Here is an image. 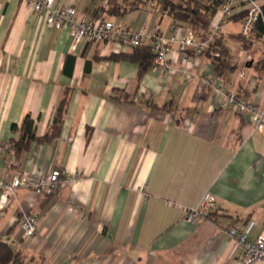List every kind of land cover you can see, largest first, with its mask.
Returning a JSON list of instances; mask_svg holds the SVG:
<instances>
[{
	"label": "crops",
	"instance_id": "obj_1",
	"mask_svg": "<svg viewBox=\"0 0 264 264\" xmlns=\"http://www.w3.org/2000/svg\"><path fill=\"white\" fill-rule=\"evenodd\" d=\"M106 2L56 0L133 31L173 33L168 16L163 23L151 19L152 5L134 9L133 0H115L121 13L112 15ZM178 27L180 35L190 30ZM239 30L234 18L220 36L240 60L234 73L217 77L205 56H193L188 67L197 78L182 82L174 50L170 73L150 70L138 82L136 64L106 59L132 50L76 44L23 0H0V180L35 181L55 168L70 179L51 196L18 189L0 203V239L20 250L25 264H244L226 230L250 225L249 239L264 237V132L221 109L202 81L216 76L226 90L264 102L261 53L248 52L244 62L231 39ZM64 97L57 133L53 118ZM169 103L170 111L153 108ZM27 115L36 137L53 138L29 143L16 157L9 143L19 134L11 127ZM206 193L215 198L209 219L186 222ZM22 212L37 215L32 237L19 229Z\"/></svg>",
	"mask_w": 264,
	"mask_h": 264
},
{
	"label": "built area",
	"instance_id": "obj_2",
	"mask_svg": "<svg viewBox=\"0 0 264 264\" xmlns=\"http://www.w3.org/2000/svg\"><path fill=\"white\" fill-rule=\"evenodd\" d=\"M25 9L34 15L44 17L45 25L49 28L69 31L74 43L89 41L97 45H114L116 48L133 50L136 47H149L154 54L153 71L168 74L172 71L169 56L174 50L179 53L178 75L182 82L193 81L197 76L189 71L191 57L201 56L221 36L224 26L232 19H240L239 36L250 41L256 23L263 18L262 6L264 0H212L211 7L214 12L208 16L209 26L203 32L193 29L181 32L179 27L172 24L173 33L163 36L158 28L140 29L133 31L123 23L104 18L94 19L79 13L72 6H61L56 0H23ZM107 3V2H106ZM213 3V4H212ZM244 62L251 60L248 52H243ZM246 77L244 70L239 72V78ZM205 88L210 89L217 105L221 109H228L240 117L249 119L253 131L264 132V102H252L234 91L226 90L223 83L216 76L203 77ZM70 181L68 174L58 168L47 174H42L32 181L25 175H17L9 182L0 180V203L5 204L10 197L15 196L18 189H26L36 195L51 196L58 189ZM215 207V198L206 193L199 205L188 209L184 220L195 223L198 219H209ZM19 229L24 237H32L38 228V218L34 213L22 212L18 219ZM251 226L243 229L230 227L226 235L234 242L235 250L244 264H256L264 261V237L249 239Z\"/></svg>",
	"mask_w": 264,
	"mask_h": 264
},
{
	"label": "trees",
	"instance_id": "obj_3",
	"mask_svg": "<svg viewBox=\"0 0 264 264\" xmlns=\"http://www.w3.org/2000/svg\"><path fill=\"white\" fill-rule=\"evenodd\" d=\"M168 2L164 5V13H166V16L169 17L172 23L177 25H186L190 29L197 32H203L207 29L209 22L206 19V15L209 11V15H211L215 10L211 7L212 0H208V2H210L209 6L202 3L201 0H189L186 2L188 5L187 7L172 6ZM107 3L110 7L108 14L118 15L121 13V7L115 3V0H107ZM146 4L147 0H133V2H131V6H136L134 9L145 6ZM131 9H133V7H131ZM125 11L126 9L123 10V12ZM262 15L263 18L256 23L252 39L250 41L242 39L239 34L231 36V39L237 41L240 44L241 49L245 52H250V49L254 46V44H264V5L262 6ZM202 55L205 56V58L213 66L217 77H223L227 74L234 73L240 65L238 57L226 46H224L223 37H219L210 48L204 51ZM106 59L114 62L126 61L136 64L138 67L137 81L139 82L147 72L152 70L154 54L151 48L142 46L134 48L130 54H111ZM256 68L259 71L264 70V49L257 62ZM65 108L66 97L60 100L55 109L53 128L57 133L62 125ZM153 108L162 111H170L172 109V104L169 103L162 107L154 106ZM11 130L12 132L19 134V138L17 140L12 139L9 143V150L13 151L14 156L16 157L27 148L29 143L42 142L53 138L51 136L48 137L47 135L43 138L36 137L34 121L29 115L25 117L20 127L13 125ZM0 264H25V259L22 256L21 251L11 244L10 241L0 239Z\"/></svg>",
	"mask_w": 264,
	"mask_h": 264
},
{
	"label": "rangeland",
	"instance_id": "obj_4",
	"mask_svg": "<svg viewBox=\"0 0 264 264\" xmlns=\"http://www.w3.org/2000/svg\"><path fill=\"white\" fill-rule=\"evenodd\" d=\"M103 1V0H102ZM169 1V2H168ZM189 0H147V5H152V9L153 12L151 13V19L154 20H158V19H162V23L166 20V13H164L165 9H164V5L165 3H169L172 6H182V7H187L188 5L186 4V2ZM202 3L206 4V5H210V2H208V0H201ZM195 5V4H193ZM170 8V7H169ZM150 10V7H149ZM151 12V11H150ZM210 11L207 13L206 15V19L208 20V16H209ZM115 20V18L113 19ZM116 21V20H115ZM232 43L234 45H237V41H232ZM239 44V43H238ZM258 49L259 52L258 53H262L263 49H264V44L261 43L260 45L254 44V46H252V48L250 49L251 51H254L255 53H257L255 51V49ZM60 189H58L56 192H58ZM55 194V193H54Z\"/></svg>",
	"mask_w": 264,
	"mask_h": 264
}]
</instances>
